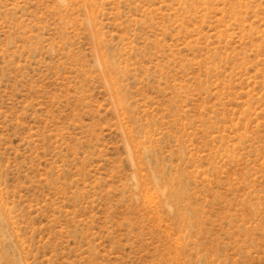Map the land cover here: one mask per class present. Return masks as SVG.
Instances as JSON below:
<instances>
[{"label":"rangeland","instance_id":"rangeland-1","mask_svg":"<svg viewBox=\"0 0 264 264\" xmlns=\"http://www.w3.org/2000/svg\"><path fill=\"white\" fill-rule=\"evenodd\" d=\"M0 264H264V0H0Z\"/></svg>","mask_w":264,"mask_h":264}]
</instances>
